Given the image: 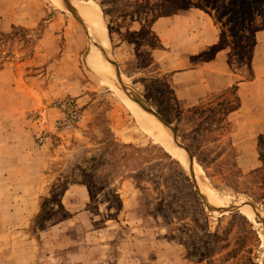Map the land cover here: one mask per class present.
I'll return each mask as SVG.
<instances>
[{"label":"rangeland","instance_id":"374dc122","mask_svg":"<svg viewBox=\"0 0 264 264\" xmlns=\"http://www.w3.org/2000/svg\"><path fill=\"white\" fill-rule=\"evenodd\" d=\"M67 1L0 0V264H264V0L241 38L232 0ZM91 2L119 84L89 65Z\"/></svg>","mask_w":264,"mask_h":264},{"label":"bare ground","instance_id":"6f19581e","mask_svg":"<svg viewBox=\"0 0 264 264\" xmlns=\"http://www.w3.org/2000/svg\"><path fill=\"white\" fill-rule=\"evenodd\" d=\"M67 4L68 1L66 0ZM93 3V2H91ZM57 4L63 6L62 3L57 2ZM88 4V3H87ZM69 6V5H68ZM71 7V6H70ZM90 10L93 15V21L96 22L97 27L95 28L94 40L92 43V48L88 53V61L89 65L92 69L101 73L104 77L109 78L112 76V79L115 80V83L119 84L118 76L114 71L111 70L112 65L109 61L108 55L110 54V40L108 36L107 25L103 17L102 10L100 6L93 3V6ZM67 8V7H66ZM91 17V15H90ZM90 19V20H91ZM104 63H107L104 65ZM111 65V66H110ZM120 78V77H119ZM114 89L116 92L124 98L127 105L133 111V114L136 115L139 124L143 127L145 131L150 133L152 137H154L157 141L161 142L166 146L168 151L178 160L184 162L185 164L190 162L191 170L196 177L198 187L200 191L207 197L208 201L212 204L223 205L225 202L224 199L213 189L210 182L203 177V169L202 167L193 159H190V155L187 150L177 143L174 140V135L169 131V129L164 125L165 123L160 120L157 116L152 114L149 111H146L142 108V106L132 98H130L123 90H120V86L114 85ZM132 89V88H131ZM134 92V91H133ZM123 100V99H122ZM179 142V141H178ZM186 150V151H185ZM189 156V158H188ZM245 199H238L232 202H228V206L230 204L236 205L243 209L242 211L250 216L255 215V211L250 208V206L245 204ZM231 205V206H232Z\"/></svg>","mask_w":264,"mask_h":264},{"label":"trees","instance_id":"16d2710c","mask_svg":"<svg viewBox=\"0 0 264 264\" xmlns=\"http://www.w3.org/2000/svg\"><path fill=\"white\" fill-rule=\"evenodd\" d=\"M232 3L234 5V10H235L234 16L236 17L237 20L236 37L241 38L243 35L242 30L244 28V24L241 19V13L245 8L249 9V6L254 7V9L256 10L260 9L261 0H232ZM175 6H179V4H176ZM262 159L264 160V158Z\"/></svg>","mask_w":264,"mask_h":264},{"label":"water","instance_id":"95a60500","mask_svg":"<svg viewBox=\"0 0 264 264\" xmlns=\"http://www.w3.org/2000/svg\"><path fill=\"white\" fill-rule=\"evenodd\" d=\"M70 8V10L71 11H74V9L72 8V7H69ZM123 82V81H122ZM121 82V83H122ZM133 100H135V101H137L141 106H142V108H144L146 111H149V112H151L152 114H154L155 116H157L160 120H162L167 126H168V124L152 109V108H149L148 106H146V105H144L142 102H141V100L140 99H136L135 97L134 98H132ZM173 135H174V140L176 141V137H175V134L173 133ZM186 149V148H185ZM187 150V149H186ZM187 152H188V150H187ZM189 153V152H188ZM190 155V154H189ZM190 159H193L191 156H190ZM193 174V173H192ZM193 178L196 180V177H195V175L193 174ZM210 209H214L213 207H209Z\"/></svg>","mask_w":264,"mask_h":264}]
</instances>
